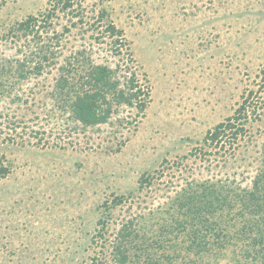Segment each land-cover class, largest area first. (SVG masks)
Returning <instances> with one entry per match:
<instances>
[{"label":"rangeland","instance_id":"1","mask_svg":"<svg viewBox=\"0 0 264 264\" xmlns=\"http://www.w3.org/2000/svg\"><path fill=\"white\" fill-rule=\"evenodd\" d=\"M52 5L0 0V156L10 166L0 179V264H116L115 234L129 219L146 237L128 239L124 264H144L148 253L159 259L148 264H180L186 237L170 248L169 216L193 222L198 195L241 193L264 164V0H73V12ZM101 8L126 40L118 53L101 38L105 19L88 23ZM29 16L42 26L16 32ZM41 46L53 55L39 74L5 78L21 77L16 60L33 65ZM69 61L73 81L88 62L120 65V87L133 73L144 108L109 98V121L82 128L68 109L71 88L60 97L55 88ZM228 118L241 129L235 137L226 129L206 138ZM189 194L192 202L177 207ZM254 235L196 264H251L242 246Z\"/></svg>","mask_w":264,"mask_h":264},{"label":"trees","instance_id":"2","mask_svg":"<svg viewBox=\"0 0 264 264\" xmlns=\"http://www.w3.org/2000/svg\"><path fill=\"white\" fill-rule=\"evenodd\" d=\"M53 3V8H59L61 10L69 9L73 12L72 4L73 0H50ZM49 17V13H47ZM75 16H80L75 13ZM82 17H79L81 22ZM105 19L106 23L104 29L100 32L101 38L106 35L112 39L110 43L113 45L115 52L121 50L122 46L126 47L125 39H123L122 30L117 28L114 23L108 18L107 11L101 8L97 12L96 21L88 22L90 26L95 25V22L100 23ZM41 25V21L35 16H29L24 21L17 24V30H21L24 35H34L35 26ZM42 26V25H41ZM37 32V31H36ZM99 34V33H98ZM98 34L95 39L98 38ZM48 49H44L43 46L39 47L37 51L38 59L33 65L26 64V61L22 58L18 61L16 60V72L21 77H5L7 79L13 80V84L17 82L26 81L29 74L35 73L39 74L46 61L50 59V51L47 54ZM82 51H80L81 54ZM78 60L79 58L76 57ZM75 58V60H76ZM25 61V62H24ZM69 61L67 65L61 66V74L57 77L55 88L59 97L71 88L74 96H70L68 109L72 118L77 121L82 128L96 126L109 121L111 115L112 101L120 105L125 104L129 107H135L138 110H142L144 107V101L141 99L142 90L140 86L137 85L136 76L132 73L128 77V82L120 87V81L114 77V74L120 67L116 64L114 68L110 67L108 64H92L88 62V66L84 67V73L79 75L76 81H73L72 74L78 70L76 67L71 66ZM8 67V66H7ZM11 68V66H10ZM12 69V68H11ZM67 72V73H66ZM1 78V77H0ZM12 85V84H11ZM10 85V86H11ZM9 86V87H10ZM70 90V91H71ZM67 96V94H66ZM108 97V99H107ZM245 110L244 106H240L236 109L237 113L241 110ZM230 118L227 122L218 123L214 131L209 133L206 138L211 142L216 141L218 135L224 130L231 131L234 137L238 134L241 129L232 128L230 125ZM10 172V166L8 162L0 156V179L4 178ZM214 185V184H213ZM213 185L211 187L213 188ZM205 189H208L207 186ZM216 187L209 192L212 194V198L208 199L203 197L205 195H198V203L193 210V216L191 220L193 222L185 223L180 220L177 214L173 213L169 221L164 223L163 230L169 235L173 234V238L169 236L171 241L174 240L175 245H170L173 250L176 247V241L180 235L186 237L180 242L177 249L183 248L185 254L180 260V264H196L197 261H202L213 255L212 260H216L217 256H221L220 248L229 247L232 238H237V241L242 240L241 237H245V234L255 235L252 237L248 244L242 246L244 249L242 254L244 258L250 257L251 264H264V245L261 237H264V164L257 169L256 173L251 179V185L245 188L241 193H230L228 191L223 192L218 195ZM236 196L237 199H236ZM194 194H189L188 197H179L178 206L184 207L189 205L194 199ZM193 205V203H192ZM192 215V214H191ZM183 221L187 220L183 218ZM135 222L133 219H129L123 222L121 226L118 227L115 234L116 243L113 244V248L116 251L114 254L116 264H124L128 261V249H126L125 244L131 237H139L143 240L146 237V233L142 234L135 228ZM177 230V232H175ZM145 234V235H144ZM156 236V235H155ZM251 245V247H248ZM158 247H162V244L158 243ZM257 246V247H256ZM140 248V247H139ZM216 248V249H214ZM147 251L146 247H143ZM213 254H208L212 250ZM192 253L193 257L186 258L188 254ZM157 257V256H156ZM147 262H158L159 259L152 257V254H147ZM167 259L173 261L176 257H172V254H168ZM206 264H209L208 260H205ZM237 261H241L240 259ZM144 264H148V263ZM178 264V263H177Z\"/></svg>","mask_w":264,"mask_h":264}]
</instances>
